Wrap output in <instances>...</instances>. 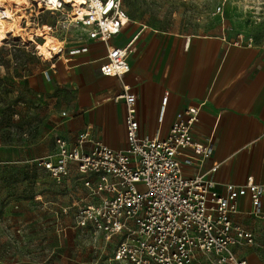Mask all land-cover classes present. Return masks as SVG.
Segmentation results:
<instances>
[{
  "label": "built area",
  "instance_id": "2783aa9c",
  "mask_svg": "<svg viewBox=\"0 0 264 264\" xmlns=\"http://www.w3.org/2000/svg\"><path fill=\"white\" fill-rule=\"evenodd\" d=\"M100 13L103 20L90 18L75 27H89L88 39L105 43L102 74L123 83L131 70L128 55L137 36L125 47L109 46L126 25L122 16L128 14L122 0H101ZM89 50L86 42L66 51L65 58ZM115 100L125 104L124 147L94 140L87 132L73 140L57 135L55 150L30 162L57 184L72 176L83 182L86 196L62 207L61 214L70 215L77 229L102 234L108 242L116 238L109 264H246L236 257L234 246L254 243V235L236 225L233 215L239 212V200L248 197L251 214L264 217V185L253 177L245 183L224 184L211 177L219 166L206 170L205 164L214 148L194 137L199 106L178 112L165 130V94L159 126L152 135L141 131L137 95L130 86L123 83Z\"/></svg>",
  "mask_w": 264,
  "mask_h": 264
},
{
  "label": "rangeland",
  "instance_id": "374dc122",
  "mask_svg": "<svg viewBox=\"0 0 264 264\" xmlns=\"http://www.w3.org/2000/svg\"><path fill=\"white\" fill-rule=\"evenodd\" d=\"M32 5L35 13L19 14L21 25L28 27L30 18L32 28L52 27L49 34L30 43L0 38V264H109L116 238L108 242L91 230L59 225L60 211L45 202L54 200L62 185L27 158L29 148L37 154L53 151L57 129L83 109L65 62L57 61L63 54L53 61L43 58L46 38L64 42L65 55L90 41L91 30L75 27L79 17L61 8L47 10L44 0L42 7ZM122 6L129 25L147 30L149 37L218 36L264 51V0H122ZM54 64L57 73L50 68Z\"/></svg>",
  "mask_w": 264,
  "mask_h": 264
},
{
  "label": "crops",
  "instance_id": "0c3cea01",
  "mask_svg": "<svg viewBox=\"0 0 264 264\" xmlns=\"http://www.w3.org/2000/svg\"><path fill=\"white\" fill-rule=\"evenodd\" d=\"M129 22L130 19L108 44L125 47L138 34L133 43L135 49L128 55L131 70L125 74L123 83L137 95L141 131L152 135L156 132L165 94H168L165 130L178 112L188 106H199L200 121L194 137L210 142L214 148L205 164L206 170L219 166L211 177L219 184L245 183L253 177L264 185V51L247 43H228L218 36L149 37L147 30L137 31ZM86 42L85 39L81 45ZM88 43V52L70 59L63 53L57 60L63 59L69 77L79 88L83 109L61 124L54 138L60 135L73 140L80 132H87L94 140L121 148L127 141L125 104L115 97L123 83L117 77L102 74L101 66L107 55L105 43L100 40ZM50 68L57 73L55 64ZM27 154L31 161L47 155L37 154L35 148H29ZM62 188L63 196L60 193L45 205L58 208L59 225L75 229L71 216L61 214V209L85 197L87 190L76 176L66 180ZM238 203L234 223L251 231L254 243L234 246L236 257L246 264H264V217L251 214L248 197Z\"/></svg>",
  "mask_w": 264,
  "mask_h": 264
},
{
  "label": "bare ground",
  "instance_id": "6f19581e",
  "mask_svg": "<svg viewBox=\"0 0 264 264\" xmlns=\"http://www.w3.org/2000/svg\"><path fill=\"white\" fill-rule=\"evenodd\" d=\"M42 0H0V38L1 40L9 39L12 36L14 39H21L25 42H33L32 37H41L43 32L49 34L52 27L42 26L41 30L30 27L31 19H27V26L23 27L19 21V14L22 16H27L28 10L31 13H35L32 9V3H38L40 7ZM46 9L49 11H55L61 8L63 12L67 13L69 17H79L75 18L74 22L84 21L92 18V20H103L101 18L100 8L101 0H91L87 1V6L83 5L82 0H44ZM64 4L71 5V10H66ZM88 15V16H86ZM122 20L125 24L129 21L127 16H122ZM109 23L113 25V21L109 20ZM138 36V34H137ZM47 51L43 58L52 61L56 57L63 54V43H57L53 38H46ZM65 56V55H64Z\"/></svg>",
  "mask_w": 264,
  "mask_h": 264
}]
</instances>
